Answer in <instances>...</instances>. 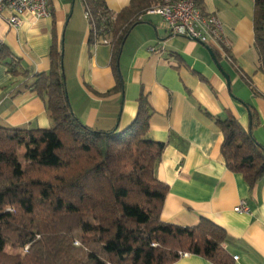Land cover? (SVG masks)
<instances>
[{
  "label": "crops",
  "instance_id": "crops-1",
  "mask_svg": "<svg viewBox=\"0 0 264 264\" xmlns=\"http://www.w3.org/2000/svg\"><path fill=\"white\" fill-rule=\"evenodd\" d=\"M102 1L116 15L131 0ZM48 3L49 18L24 17L17 28L0 21V44L10 51V58L0 63V126L52 128L43 100L26 87L33 74L50 70V49L56 44L71 108L85 126L121 132L134 121L139 98L146 100L147 138L164 145L154 170L167 186L161 221L192 227L205 219L225 232L223 248L232 264H264V177L249 188L242 175L227 169L217 123L231 116L247 131L252 112L257 120L252 136L264 150V66L254 45V0L202 1L201 11L221 23L223 51L170 36L160 17L142 16L117 61L120 87L111 46L88 42L82 0ZM10 63L29 77L12 76ZM240 202L249 213L234 211ZM173 264L212 263L184 255Z\"/></svg>",
  "mask_w": 264,
  "mask_h": 264
},
{
  "label": "trees",
  "instance_id": "trees-1",
  "mask_svg": "<svg viewBox=\"0 0 264 264\" xmlns=\"http://www.w3.org/2000/svg\"><path fill=\"white\" fill-rule=\"evenodd\" d=\"M161 1L131 0L114 15L102 0H82L88 42L109 40L116 87L125 39ZM202 1L194 0L200 10ZM253 27L264 66V0H254ZM8 58L10 51L0 44V63ZM50 61V70L33 74L26 89L43 100L52 128L0 126V264H173L184 255L232 264L221 228L205 219L192 227L161 221L167 186L154 170L164 145L147 138L146 100L139 98L134 121L121 132L89 128L71 108L56 44ZM7 67L12 76L30 75L15 63ZM217 123L227 169L252 188L264 177V150L252 136L256 115L250 112L247 131L231 116ZM6 248L20 252L10 254Z\"/></svg>",
  "mask_w": 264,
  "mask_h": 264
},
{
  "label": "built area",
  "instance_id": "built-area-1",
  "mask_svg": "<svg viewBox=\"0 0 264 264\" xmlns=\"http://www.w3.org/2000/svg\"><path fill=\"white\" fill-rule=\"evenodd\" d=\"M144 15L160 17L170 36L189 39L204 45H215L222 51L226 47L219 20L213 14L197 8L194 0H162L161 3L148 9ZM50 16L48 0H0V21L10 28L20 26L24 17L40 20ZM109 19L113 21L115 16L112 15ZM139 20H142V17ZM99 41L109 44L106 38ZM150 51L156 52V48H151ZM234 211L249 213V208L240 202Z\"/></svg>",
  "mask_w": 264,
  "mask_h": 264
},
{
  "label": "rangeland",
  "instance_id": "rangeland-1",
  "mask_svg": "<svg viewBox=\"0 0 264 264\" xmlns=\"http://www.w3.org/2000/svg\"><path fill=\"white\" fill-rule=\"evenodd\" d=\"M6 252L10 253V254H17L20 251L19 250H12L11 248H6Z\"/></svg>",
  "mask_w": 264,
  "mask_h": 264
}]
</instances>
